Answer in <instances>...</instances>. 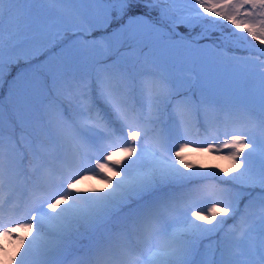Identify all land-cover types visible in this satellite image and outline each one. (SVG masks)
Here are the masks:
<instances>
[{
  "label": "snow or ice",
  "instance_id": "6c2138e0",
  "mask_svg": "<svg viewBox=\"0 0 264 264\" xmlns=\"http://www.w3.org/2000/svg\"><path fill=\"white\" fill-rule=\"evenodd\" d=\"M0 264H264V0H0Z\"/></svg>",
  "mask_w": 264,
  "mask_h": 264
},
{
  "label": "rangeland",
  "instance_id": "374dc122",
  "mask_svg": "<svg viewBox=\"0 0 264 264\" xmlns=\"http://www.w3.org/2000/svg\"><path fill=\"white\" fill-rule=\"evenodd\" d=\"M187 155L191 157L196 154L192 149H189ZM200 159H204V160L211 161V162H218L221 164V166L227 167V161L219 160L218 157H211V156L205 155L204 157H198L197 162H199Z\"/></svg>",
  "mask_w": 264,
  "mask_h": 264
}]
</instances>
